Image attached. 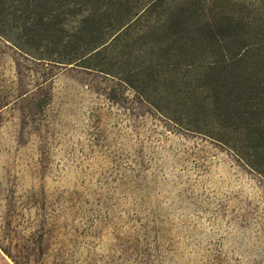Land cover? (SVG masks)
<instances>
[{
  "label": "rangeland",
  "instance_id": "374dc122",
  "mask_svg": "<svg viewBox=\"0 0 264 264\" xmlns=\"http://www.w3.org/2000/svg\"><path fill=\"white\" fill-rule=\"evenodd\" d=\"M35 13L0 0V264H264V175L126 83L127 48L60 63Z\"/></svg>",
  "mask_w": 264,
  "mask_h": 264
},
{
  "label": "trees",
  "instance_id": "16d2710c",
  "mask_svg": "<svg viewBox=\"0 0 264 264\" xmlns=\"http://www.w3.org/2000/svg\"><path fill=\"white\" fill-rule=\"evenodd\" d=\"M15 1L42 15L62 64L110 73L109 50L127 48L126 83L264 175V0Z\"/></svg>",
  "mask_w": 264,
  "mask_h": 264
}]
</instances>
